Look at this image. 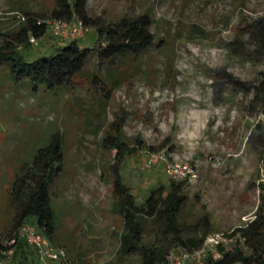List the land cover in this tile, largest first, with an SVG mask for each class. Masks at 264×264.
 I'll return each instance as SVG.
<instances>
[{"label":"rangeland","instance_id":"rangeland-1","mask_svg":"<svg viewBox=\"0 0 264 264\" xmlns=\"http://www.w3.org/2000/svg\"><path fill=\"white\" fill-rule=\"evenodd\" d=\"M55 2L0 0V47L11 42L27 60L53 53L69 38L91 47L95 26L77 36L52 32L47 20ZM15 10L27 18L19 20ZM87 10L104 22L147 12L158 42L114 64L91 56L73 82L60 87L14 81L9 64L0 65V229L12 214L8 191L15 172L53 136L64 152L51 185L54 244L74 264H138L135 254L117 252L123 224L112 206L116 153L137 205L152 188L178 182L161 162L144 165L148 151L163 150L198 168L196 179L182 181L187 223L206 212L211 232L230 234L253 218L257 206L264 210V104L253 98L264 74V49L248 30L249 20L264 17V0H87ZM38 18L44 32L21 39L22 26ZM115 135L118 148L104 141ZM231 237L226 247L234 249L240 243ZM31 253L37 260L35 249ZM11 261L27 264L16 255Z\"/></svg>","mask_w":264,"mask_h":264},{"label":"trees","instance_id":"trees-1","mask_svg":"<svg viewBox=\"0 0 264 264\" xmlns=\"http://www.w3.org/2000/svg\"><path fill=\"white\" fill-rule=\"evenodd\" d=\"M52 14L65 19L75 17L84 26H95L96 41L89 47L80 45L78 38H69L65 44L57 46L53 53L32 60L24 58L11 42H6V48L0 47V65L3 62L9 64L12 80L30 78L34 82L42 81L46 87L68 85L83 70L91 56H95L99 64H114L116 58L137 56L158 42L154 39L152 19L147 12L133 17L122 15L104 22L88 13L87 0H56ZM45 27L44 23L28 19L19 37L26 38L25 34L29 31L40 36ZM248 27L249 34L264 49V17L249 20ZM104 96L107 99L108 90ZM253 98L264 104V74L253 86ZM106 139L112 146L119 147L116 135L104 137V141ZM115 157L116 161L110 167L114 174L112 206L121 215L123 224L117 249L119 257L135 254L138 264H159L167 260L174 248L180 251L200 246L212 230V221L206 212L192 223L182 219L186 201L183 180L170 181L167 188L163 185L152 188L143 203L137 205L134 194L121 178L119 155L116 153ZM63 159L60 140L53 136L49 143L36 150L29 162H24L15 172L8 191L12 214L5 230L0 229V248L5 246L4 239L25 221L35 224L54 243L56 226L55 211L50 203L51 185L62 170ZM30 216L33 217L32 221L29 220ZM230 234L237 238L240 245L234 249L218 245L220 255L216 258L207 255V264H264V210H259L257 206L253 218L234 227ZM31 249L20 238L15 244L14 256L22 263L38 264ZM58 264L74 262L67 255Z\"/></svg>","mask_w":264,"mask_h":264},{"label":"built area","instance_id":"built-area-1","mask_svg":"<svg viewBox=\"0 0 264 264\" xmlns=\"http://www.w3.org/2000/svg\"><path fill=\"white\" fill-rule=\"evenodd\" d=\"M14 16L19 20H25L27 15L20 10L13 11ZM37 23H43L44 20L37 19ZM47 22L51 25L52 32L58 36H77L84 26L77 20L76 24L70 23L68 19L53 16ZM157 162L163 164L164 171L173 180H192L198 177V168L195 163L189 159L177 160L172 158L163 150H150L146 153L144 160L145 166H151ZM30 245L36 251V258L40 264H58L62 259H66L67 251L63 246L52 243L38 227L29 222H22L16 230L4 239L5 246L0 248V264H14L11 257L14 255L15 244L18 239ZM232 240L231 235L224 232L208 233L200 246L191 250L171 251L166 261L159 264H203L207 257L208 249L217 248L211 254L213 258L220 255L218 245H225Z\"/></svg>","mask_w":264,"mask_h":264}]
</instances>
